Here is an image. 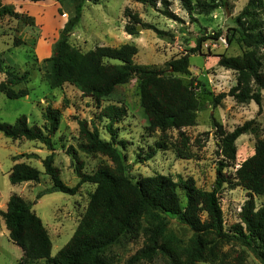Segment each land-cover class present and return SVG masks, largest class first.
<instances>
[{
  "label": "rangeland",
  "instance_id": "rangeland-1",
  "mask_svg": "<svg viewBox=\"0 0 264 264\" xmlns=\"http://www.w3.org/2000/svg\"><path fill=\"white\" fill-rule=\"evenodd\" d=\"M190 1L192 9L189 11L181 0H167L168 9L174 16L169 18L164 15L165 7L161 3L144 6L131 0H86L81 23L71 34L70 43L83 53L104 46H136V64L160 69L165 76L179 78L196 90L200 111L195 127L185 128L181 132L149 130V121L141 105L138 79L119 86L112 96L100 103L84 97L70 85L58 89L49 87L45 79L49 65L44 60L52 56L53 46L74 11L72 0L3 2L19 18L8 15L0 17V61L6 70L18 75L29 74L28 82L14 89H27L30 95L11 100L0 92V122L14 124L18 118L26 116L31 126L43 127L46 109L60 110L61 126L52 139L55 166L61 171L62 181L69 187H75L80 181L76 173L77 161L83 163V172L86 174H94L100 166L111 164L101 155H87L79 151V122H95L102 139L110 141L106 130L109 121L101 119L100 114L105 108L114 107L124 112L123 119L114 127L118 133L116 145L124 154L128 174L134 181L155 175L170 176L176 182L180 178H192L199 189L212 191L219 162L223 159L218 126L224 132L231 133L253 121L252 130L236 142L237 159L229 163L225 170L234 178L240 164L252 157L257 143L264 140V92L261 107L255 102L240 104L228 97L215 108L213 100L236 85V73L220 67L219 56L240 57L246 52L237 42L234 20L249 0ZM127 12L138 15L143 23L151 24L167 35L159 36L141 26L137 35H129L125 30L130 22ZM262 18L264 21V11ZM218 33L220 38L216 40L214 38ZM227 38L232 40L231 44ZM200 39L206 41L197 53L190 54ZM185 55L189 56L190 73L174 72L168 64ZM5 79L6 76L0 74V83ZM185 141L186 147L183 146ZM158 143H164L170 149L158 151L154 158L146 160L149 149ZM175 146L183 149V153L187 154L186 159L180 158L172 149ZM72 148L77 151L76 155L68 153ZM48 155L50 152L40 142L13 141L0 135V211H6L7 203L14 194L31 204L51 236L54 257L74 235L96 187L84 184L76 196L52 193L38 198L40 193L53 186L52 179L44 174L42 164ZM13 157L20 163L39 169L43 173L41 182L12 185L8 173L14 165ZM232 183L236 181L232 180ZM233 184L225 185L219 193L227 231L240 223L239 214L248 200L247 192ZM180 195L184 200L182 190ZM255 202L257 208H261L264 206V197H255ZM170 229L185 241L194 236L187 226L176 219L171 220ZM145 245L146 235L140 230L134 236L121 238L109 248L106 255L115 264H168L161 256L151 262L131 261ZM220 252L222 261L217 264H263L252 249L238 240L223 242ZM22 257V250L10 241L0 215V264H15ZM35 264L49 263L39 261Z\"/></svg>",
  "mask_w": 264,
  "mask_h": 264
},
{
  "label": "trees",
  "instance_id": "trees-1",
  "mask_svg": "<svg viewBox=\"0 0 264 264\" xmlns=\"http://www.w3.org/2000/svg\"><path fill=\"white\" fill-rule=\"evenodd\" d=\"M0 0V17L6 15L19 18L12 9ZM20 1V0H10ZM33 3L45 0H28ZM74 11L53 46L52 56L44 60L49 65L45 79L51 89L70 85L86 98L100 103L114 94L119 86L138 79L140 83L141 105L149 121V130L163 132L195 127L197 125L200 103L196 90L181 79L167 77L160 69L138 65L135 57L138 48L124 45L120 48L97 47L86 53L74 48L70 43L71 34L81 23L86 0H72ZM144 6L161 3L164 15L173 18L167 0H131ZM187 10H191L190 0H181ZM264 0H249L242 12L235 18L237 42L246 49L240 57L219 56V66L236 73V85L227 93H221L213 100L219 107L228 97L237 103L255 102L262 106L264 92ZM130 22L126 25L129 35H137L139 26L151 30L159 36L167 33L151 24L143 23L138 15L127 12ZM218 33L214 39L218 40ZM205 39H200L190 54L197 53ZM229 44L232 43L227 38ZM168 66L176 73L189 74L190 60L185 55L171 61ZM0 74L6 79L0 83V92L11 100L26 98L27 89L14 88L25 84L29 74L18 75L3 67L0 61ZM124 112L108 107L100 114L107 119L106 128L110 141L102 139L95 122L80 121L79 151L87 155H101L110 165L100 166L94 174L83 172V163L77 161L76 173L80 179L75 187L67 186L61 179V171L55 166L54 143L58 133L62 113L48 108L43 114L45 125L31 126L26 116L14 124L0 122V134L13 141L40 142L50 152L42 162L44 174L53 182L51 189L38 195L41 198L52 193L76 196L84 184L95 186L90 195L88 207L74 235L69 242L52 256L53 241L42 219L33 207L21 196L14 194L7 203L6 211H0L9 233V239L18 246L23 257L15 264H35L45 261L49 264H115L106 255L110 247L124 236H134L143 230L146 235L145 247L131 260L151 262L161 256L168 264H217L221 262L220 245L223 242L238 240L252 249L264 264V206L257 208L255 197H264V140L259 141L255 153L240 164L235 177L231 178L225 170L229 163L237 159L238 139L252 130L253 121L245 123L228 133L218 126L221 137V156L212 191L199 189L195 181L182 179L175 181L170 176L155 175L134 181L128 174L126 158L117 147L118 133L115 125L120 123ZM183 136V134H182ZM187 141L183 143L186 147ZM170 149L158 143L149 149L146 160L154 158L158 151ZM182 159L187 158L183 149L172 147ZM76 155L73 148L68 152ZM15 162L19 161L16 157ZM144 160V161H146ZM43 173L27 163H16L9 173L12 185L41 182ZM232 180L236 183L233 184ZM242 187L248 200L239 214L240 223L230 231L225 229L224 213L219 193L225 185ZM180 190L184 194L181 198ZM172 219L187 226L194 234L185 241L170 229ZM145 224V227H144Z\"/></svg>",
  "mask_w": 264,
  "mask_h": 264
},
{
  "label": "crops",
  "instance_id": "crops-1",
  "mask_svg": "<svg viewBox=\"0 0 264 264\" xmlns=\"http://www.w3.org/2000/svg\"><path fill=\"white\" fill-rule=\"evenodd\" d=\"M0 135H1V134H0ZM14 158H15V157L12 158V160L14 161V165H15L16 163H20V161L15 162ZM43 160H44V159H43ZM14 165H13V166H14ZM12 168H13V167H12ZM12 168H11V169H12ZM10 171H11V170H10ZM9 173H10V172H9ZM9 173H8V176H9Z\"/></svg>",
  "mask_w": 264,
  "mask_h": 264
}]
</instances>
